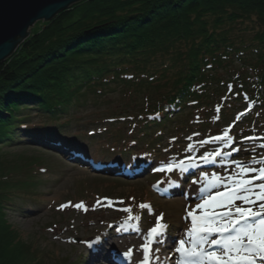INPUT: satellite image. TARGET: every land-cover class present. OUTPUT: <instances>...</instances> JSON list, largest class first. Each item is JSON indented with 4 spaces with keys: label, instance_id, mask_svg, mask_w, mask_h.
<instances>
[{
    "label": "trees",
    "instance_id": "obj_1",
    "mask_svg": "<svg viewBox=\"0 0 264 264\" xmlns=\"http://www.w3.org/2000/svg\"><path fill=\"white\" fill-rule=\"evenodd\" d=\"M109 89L119 90L123 101L108 110L105 122L127 123L130 135L140 138L126 136L129 147L116 154L130 165L137 164L130 158L139 146H152L146 142L150 128H165V122L180 119L179 127L186 130L185 117L179 114L205 112L213 97L219 100L212 103L213 111L222 112L212 124L228 121L230 111L249 100L254 105L242 119L243 133L254 132V125L264 130V0L72 4L31 32L0 63V144L11 142L18 132L52 147L53 129L62 127L60 116L87 97L98 102ZM228 101L238 105L223 109ZM24 111L45 118L32 124L24 121ZM194 118L203 124L208 117L205 112ZM154 132L159 134L153 140H159L161 131ZM25 168L0 160V264H42L38 251L17 240L4 213L3 205L19 192V183L36 184ZM20 169L34 183L13 180L7 173Z\"/></svg>",
    "mask_w": 264,
    "mask_h": 264
},
{
    "label": "rangeland",
    "instance_id": "obj_2",
    "mask_svg": "<svg viewBox=\"0 0 264 264\" xmlns=\"http://www.w3.org/2000/svg\"><path fill=\"white\" fill-rule=\"evenodd\" d=\"M44 23V21L36 22L31 27L30 34ZM252 81L256 80L252 79ZM222 91L224 90L221 89ZM221 92L220 94L223 93ZM213 99L210 102L218 104V98ZM122 101L119 90L109 89L96 103L91 97H87L85 103L73 104L67 113L60 116L59 123L62 127L53 129L52 137L54 136L56 140L52 147L48 143L36 142L18 132L14 134L11 142L0 144V160H5L7 165L15 164L18 168L19 164L23 168L26 167L24 173L30 172L35 179L34 185L24 186L19 183L17 187L21 189L19 192L15 191L12 199L3 207L10 230L16 234L17 240L38 251L42 264H108L103 258L104 249L107 251L110 248L107 244L116 238L113 236L135 231L126 228L132 223H137L132 216L142 219L138 223L143 229L144 236H130L124 240L121 238L113 244L118 257L127 255L132 262H137L142 259L145 248L150 251L146 241L142 240L150 229L155 227L158 218L162 217L160 220L169 225L168 235L174 240L178 238V234L182 233L183 228L188 227L184 219L187 213L184 212L185 210L188 209V213L199 216L205 211L224 209L216 207V201H211L203 209H198L196 206L203 204L210 196L221 199L222 196L216 193L233 187L235 183H238L237 181L242 180L241 177L246 176L245 171L256 168L259 170V162L262 161L263 155L260 153L263 150L259 146V143H263L259 140V132L262 129L251 122L250 125H254L252 129L256 130L251 134L256 137L248 138L249 141L243 142L240 147L236 145L235 148L239 151L229 157L233 160L229 162L227 170L216 174L218 178H221L220 180H216L213 184L207 175L200 179V183H195L199 179L192 178L190 174L185 177H182L184 174L173 175L171 177L173 179L165 182L167 185L163 186L164 189L170 191L172 187H179L182 192L177 190L174 195L170 194V197L166 199L153 190L152 186L159 185L157 180L165 178L168 174L167 168L169 169L172 163L184 161L182 156L197 151L204 137L222 130L216 126L226 125L229 121L232 124L233 120V124L226 129L231 128V134L243 133L246 128L245 121L242 119L236 121V114L233 116L237 109L230 111L229 119L223 121L224 124L220 121L212 124V120L217 119L222 112L213 111L212 106L215 103L203 107L208 117L206 120L203 119V124H196L197 121L192 118L195 113L203 117L204 109L193 111L194 114L191 111L179 114L185 117L182 121L186 123V130L179 127L180 119L165 122V128L160 126L149 129L150 134L147 141H144L151 143L152 146L146 148V145L142 144L137 149L139 151L135 152L138 153L136 156L150 163L148 167L150 170L154 168L153 172L148 173L150 170L146 169L143 174L122 178L115 176V173L106 174L96 169L85 168L90 159L96 163L113 162L117 153L124 152V149L129 147L130 143L126 140L128 137L137 141L140 139L134 134L130 135L131 126H127V123L121 124L115 121L116 124H114L104 120L110 113L108 110H116ZM231 103L235 102L228 101L223 105V109H230L231 107L227 105ZM241 106L242 109L243 105ZM23 114L28 117L24 121L32 124L41 122V118H45L44 115L34 111H24ZM176 128L179 131H176ZM156 129L161 131L159 140H153L156 134H159L154 132ZM93 131L96 133L89 136ZM76 154H82L89 159L87 162L82 161ZM107 167L115 169L113 166ZM221 167L217 169L220 170ZM21 169L18 172L8 170L7 173H12L13 180L27 179L33 182L30 175H22ZM173 181L175 182L172 186ZM204 186L207 190H204L200 196L185 198V193L194 196L199 194ZM169 200L176 201L168 203ZM234 202V206L241 207L245 211L249 207L252 211H256L259 204L264 203V201H257L254 205H248L239 199ZM76 205L81 207L77 208ZM142 205L148 207H141ZM124 209L130 211H124ZM153 247L151 245V248ZM99 251L101 254L98 258H91ZM163 251L167 259L171 253L173 255L167 244Z\"/></svg>",
    "mask_w": 264,
    "mask_h": 264
},
{
    "label": "snow or ice",
    "instance_id": "obj_3",
    "mask_svg": "<svg viewBox=\"0 0 264 264\" xmlns=\"http://www.w3.org/2000/svg\"><path fill=\"white\" fill-rule=\"evenodd\" d=\"M227 135V133H225ZM258 171L259 175L253 179L262 182L254 185L253 180L243 179L238 181V186L217 199L210 196L203 204H197L198 209H203L211 201H216V207L226 208L227 211L216 213L205 211L203 215H193L192 229L187 233L188 240H180L176 252L181 259L178 264H191V261L199 259L207 260L208 264H264V203H260L257 211H252L251 207L247 211L241 207L234 206L235 200H242L245 204L254 205L257 201H264V168ZM256 189H259L257 192ZM64 207V205H61ZM77 208L81 205H76ZM141 207H148L142 205ZM124 211H130L124 209ZM158 223L153 227L149 236L156 237L163 235L166 225ZM253 221L250 223L249 221ZM159 230V231H158ZM235 233V235H228ZM220 236V239L212 238ZM189 240L192 247H187ZM211 244L219 246L221 252L207 251L205 245ZM145 261L148 260V249L145 248Z\"/></svg>",
    "mask_w": 264,
    "mask_h": 264
},
{
    "label": "water",
    "instance_id": "obj_4",
    "mask_svg": "<svg viewBox=\"0 0 264 264\" xmlns=\"http://www.w3.org/2000/svg\"><path fill=\"white\" fill-rule=\"evenodd\" d=\"M79 1L82 0H0V63L29 36L36 22H48Z\"/></svg>",
    "mask_w": 264,
    "mask_h": 264
},
{
    "label": "bare ground",
    "instance_id": "obj_5",
    "mask_svg": "<svg viewBox=\"0 0 264 264\" xmlns=\"http://www.w3.org/2000/svg\"><path fill=\"white\" fill-rule=\"evenodd\" d=\"M74 144L76 145V143H74ZM79 158H81V160L82 159H87V160L89 159V157L88 158H85L83 156H80ZM164 197H165V195H164ZM166 199H168V198H166ZM164 201L166 202V200H164ZM173 201L175 202L176 200H169L167 202L170 203V202H173ZM142 232H143V229L141 227H137L133 233L126 232V233H121V234H117L116 236H113V237H116V238H114L113 241H109L108 242L107 245L110 248H108L107 251H106V249H104L105 255H103V258L107 261L108 264H127V263L121 261V258H123V256L121 258H120V256L119 257L117 256L118 253H116V251H115V245L113 244V242L114 241L121 240V238H123V240H124L125 238L130 237V236H133V237H135V236L141 237L142 236L143 237L144 236L143 235L144 233H142ZM184 235H185V232H183V236ZM183 236L181 235L180 238L181 239H184ZM142 241H146V239H143ZM153 243H154V246L156 248L160 249V250L164 249L165 246H166V244H167L168 247H170V250H171L173 248L174 244H175V240H174V243H173L172 237L169 236V235H165V233H164L162 236L158 237L157 240H155ZM110 250H112L113 252L110 251ZM100 251H99V253H97V255L96 254L92 255L91 258H98V255L101 254ZM171 258L173 259V256H171ZM162 260H163V257L160 260V263H161ZM167 264H173V261L168 259Z\"/></svg>",
    "mask_w": 264,
    "mask_h": 264
}]
</instances>
